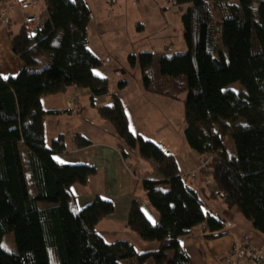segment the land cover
I'll return each mask as SVG.
<instances>
[{
    "label": "trees",
    "instance_id": "1",
    "mask_svg": "<svg viewBox=\"0 0 264 264\" xmlns=\"http://www.w3.org/2000/svg\"><path fill=\"white\" fill-rule=\"evenodd\" d=\"M171 1L186 6L180 21L188 50L130 55L128 67L139 72L145 94L172 101L185 95L187 147L211 157L205 164L217 198L264 238V0ZM43 6L46 19L37 29L29 32L21 25L15 34L7 33L22 69L0 76V264H191L180 238L203 225L205 239L215 240L226 234L225 224L208 215L176 158L130 129L116 94L111 105L97 107L98 116L112 128L124 160L130 158L127 151L136 150L151 168L153 178L140 183L157 213L152 224L132 201L126 228L139 241L157 244L156 250L138 254L128 242L103 240L95 227L114 213L111 201L94 196L77 208L73 188L85 187L96 170L55 161L65 141L60 136L46 148L43 119L61 112L45 111L41 103L75 87L87 89L94 105L110 95L109 81L94 74L102 60L88 45L92 16L86 1L43 0ZM234 83L245 92L228 90ZM74 140L79 148L89 145L79 135ZM228 142L234 149L230 157ZM8 233L14 236L13 253L1 247ZM168 251H173L169 260Z\"/></svg>",
    "mask_w": 264,
    "mask_h": 264
},
{
    "label": "rangeland",
    "instance_id": "2",
    "mask_svg": "<svg viewBox=\"0 0 264 264\" xmlns=\"http://www.w3.org/2000/svg\"><path fill=\"white\" fill-rule=\"evenodd\" d=\"M85 1L92 16L88 30L89 48L102 60V66L96 69L94 74L107 78L109 83L115 85V89L110 92L108 97L100 99L97 103L95 101L96 104L94 106L87 103L86 111L88 117H90L91 120V117L95 116L92 122L96 126V117L98 114L97 107L111 105V95L116 94L130 119V129L134 133L141 135L144 139L154 142L159 147L170 146L174 148V153L173 151L170 153L178 161L181 168V173L183 174L190 171H192V173H196L197 171L200 175L201 181L206 183L205 186L209 188L212 182L210 177L206 176L208 170L205 163L208 162L211 157L201 156L194 153L187 147L184 140L182 109L185 95H182L177 101L163 99V101L159 103L154 102L153 99L143 96L139 72L136 70H131L128 67L127 62V58L130 55H138L145 52H163L165 54L186 52L188 48L183 39V29L180 21V17L185 12L186 6L178 7L174 5L171 0ZM41 3L42 1L36 7L29 9L27 14H37L40 9L42 12L44 8ZM9 8L17 9L12 4L8 7V10ZM19 16H21V14H16V12H13L11 15L13 20L9 26L1 25L0 20V25L3 28H8V30L6 28L7 43H9L7 33L10 31L15 34L20 27L18 22ZM43 17L44 16H41V18L39 17L41 22L44 20ZM2 32H5V30L2 29ZM12 56L14 57V55ZM6 74L7 73L0 71L1 76ZM124 81H126V84L121 88L116 86L117 84ZM227 89L234 93L245 92V90L238 83L230 85ZM62 119L63 120L61 121L63 122L65 129L72 131L73 120L65 117ZM102 127L103 123L101 122V125H98L95 128L101 130ZM107 128L110 127L107 126ZM106 129L100 132L98 140L105 139L109 141L110 136L106 133ZM127 153L130 156V158L127 159V165L131 166V173L136 169L138 172L142 171L143 175L149 174L151 168L138 159L136 150L133 152L127 151ZM227 153L229 157L234 154L232 142H228L227 144ZM20 170L24 186H26L27 175L24 163H22V166L20 164ZM126 172L128 173V171ZM129 175H131L130 171ZM145 177L150 179L153 178L151 175H146ZM188 178L190 177L188 176ZM187 182L192 183V181L189 179ZM125 183L126 176H123L122 179H119V183H117L119 184V193L124 194L126 192L127 186ZM114 186H116L114 182H112L110 179L108 181H104L102 175L99 174V176L93 177L90 182H88L86 188H81L83 189L81 192H73V194L76 197V205L78 209H82L87 206L95 195L111 201L114 207H116L113 218L120 222V224H115L118 226L116 228L118 237L115 240L120 241L123 240L122 238H127L125 233L131 232L126 227L125 230L121 229L120 227L122 226L120 218L124 211L122 209V206L124 205V199L121 198L122 200H120L119 195L117 196V194H115V191H113ZM189 186L196 191L197 187H194L193 185ZM160 189L165 191L167 190V187H161ZM202 190L208 191V189L204 187H202ZM198 192L206 204V207L211 208L213 211L220 213L221 215L223 214V211L230 213L227 217H229L230 220H233L234 222H236L237 219L240 220L241 223H237L239 224L238 227L241 228L243 230V234L246 235L239 241L238 247L244 239H248L253 245L257 247L262 246L264 248V238H261L256 233H254L241 216L235 214V212H232L235 211L234 209H228L219 199H209L208 194H203L199 189ZM24 193L25 197L30 194H28L26 190ZM136 195L141 210L144 212L150 222L155 224L157 213L148 204L145 193L141 188V183H139V192L136 193ZM49 206L51 205L45 203L40 204L41 208ZM206 211L209 214V210L207 209ZM203 231L202 225L197 228L198 235L205 239ZM134 237L137 239L136 236ZM137 241L138 243L132 241V246L136 252L144 251V247L147 249L150 248L148 247L149 244L143 243L138 239ZM155 245L157 248V244ZM1 247L8 253L15 252L16 248L13 233H8L2 237ZM172 257L173 251H168V260ZM225 259L226 257L222 259L221 264H224Z\"/></svg>",
    "mask_w": 264,
    "mask_h": 264
},
{
    "label": "crops",
    "instance_id": "3",
    "mask_svg": "<svg viewBox=\"0 0 264 264\" xmlns=\"http://www.w3.org/2000/svg\"><path fill=\"white\" fill-rule=\"evenodd\" d=\"M41 4L43 5V1ZM40 10L38 12L40 14L38 13L27 14L28 10L22 12L15 8L14 9L9 8V17L12 22L13 18L11 17V15L13 14V12H16V14L18 13L21 14L18 20L21 26L23 19L28 16H39L40 18L41 16H44L43 18L45 20L46 19L45 9L42 12ZM2 29H4L5 32H2ZM0 30H1L0 31V71L7 73L4 76L1 75L0 76L1 77L15 76L22 69V64L17 60L15 56L14 57L12 56L13 54L11 52V48L6 40V28H3L0 25ZM109 89L110 92L113 91L115 89V85L109 83ZM142 94L147 98L153 99L154 102L156 103L163 101V99H160L156 96L145 94L143 91ZM105 97L107 96L97 98L95 100L96 103L100 99ZM70 101H71V105H69ZM95 101H94V105L96 104ZM87 103H89V105H92L90 101L89 91L87 89H78L75 87H69L66 90V93L62 95H56V96H50L44 98L41 104L45 111L61 112V114H58L57 116L50 115L44 117L43 119L44 145L46 148L49 149L51 143L56 141L58 137L62 136L65 141V150L60 154L54 155V159L57 163L62 165H90L94 167V169L96 170V174L93 177H97L99 176V174H101L104 181H108L110 179L112 182H114V184H116V186H114L113 191H115V194H117V196L119 195L120 200H122L121 198L124 199V205L122 206V209L124 211L121 214V218H120L122 226L120 227L121 229L125 230L126 217H127L129 204L132 201H138L136 193L139 192V183L146 175H152L153 172L150 169L149 174L143 175L142 171L138 172L135 169L134 172L131 173V166L127 165L128 160H124L119 152L118 149L119 142L115 137L112 128L110 127V125H108L106 121L101 120L97 114L96 126L101 125L102 122L103 127L101 130L96 129L95 128L96 126L92 122L95 116L91 117V120L90 117H88L86 111ZM63 111H68L69 113L64 114L62 113ZM63 117L73 120L72 131L65 129V127L63 126V122L61 121L63 120L62 119ZM128 120L130 124L129 117ZM106 125L109 126L110 128H107ZM183 128H184V124H183ZM104 129H106L105 130L106 133L109 134L110 136L109 141L105 139L98 140L100 132H102V130ZM77 135L85 139L89 143V145L85 148H79L74 140V138ZM161 147L163 148V150L167 151L168 153H170L171 151H173L174 153V148L170 146H166V147L161 146ZM126 171H128V173ZM129 171L131 175H129ZM123 176H126L125 185L127 186L126 192L124 194L118 192L119 184H117L119 183V179H122ZM181 176L186 181V183H188L189 185H193L194 187H197L196 189L197 193H199L198 192L199 189L203 194H208L209 199H218L216 196L217 190L214 184L211 183L209 188L205 186L206 183L201 181L200 175L198 174L197 171L196 173H192V171L185 172L183 174L181 173ZM188 176L190 178H188ZM92 178L89 179V182ZM188 179L191 180L192 183L187 182ZM202 187L207 188L208 191H203ZM81 188L83 187L76 186L73 188V190L75 192H81L83 190ZM115 208L116 207H114V213L111 216L101 220L95 227L96 232L103 238L104 241H106V243L108 242L109 244L117 242L115 239H117L118 237L116 231V228L118 226H116L115 224H120V222L113 218L115 214ZM206 208L209 210V214H208L209 216L220 219L222 222H224L226 234L215 240H205L202 236L198 235L197 233L198 227H196L192 229L187 235L180 238V245L186 251L191 264H221V261L224 257L231 256L235 252V250L238 247L239 241L243 239L244 236L243 230L239 228L238 227L239 224H237V223H241L239 219H237V221L234 222L233 220H230L229 217H227L229 216L230 213L223 211V214L221 215L220 213L213 211L211 208L208 207ZM232 212H235V214L239 215L236 211H232ZM156 222H157V218L155 223ZM130 234L133 233L132 232L125 233L127 238H122L123 240L120 241L128 242L131 245H133L132 241L138 243L137 239L134 237L135 235H130ZM148 247L150 248L147 249L144 247L145 249L144 251L137 253H145L156 250L155 244H149Z\"/></svg>",
    "mask_w": 264,
    "mask_h": 264
},
{
    "label": "built area",
    "instance_id": "4",
    "mask_svg": "<svg viewBox=\"0 0 264 264\" xmlns=\"http://www.w3.org/2000/svg\"><path fill=\"white\" fill-rule=\"evenodd\" d=\"M43 0H0V20L1 25L7 26L11 20L8 15V7L12 4L19 11H27L36 7ZM41 20L38 16L25 17L22 25L25 26L29 32L34 31L40 25ZM71 105V101L69 102ZM209 173V172H208ZM206 174L208 176L209 174ZM203 230L204 226L202 225ZM224 264H264V248L262 246L253 245L248 239H244L235 252L226 257Z\"/></svg>",
    "mask_w": 264,
    "mask_h": 264
}]
</instances>
